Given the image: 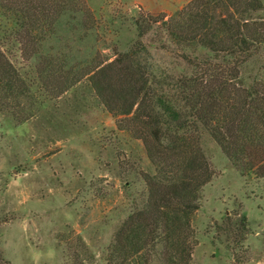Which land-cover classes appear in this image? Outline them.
<instances>
[{
  "label": "rangeland",
  "instance_id": "obj_1",
  "mask_svg": "<svg viewBox=\"0 0 264 264\" xmlns=\"http://www.w3.org/2000/svg\"><path fill=\"white\" fill-rule=\"evenodd\" d=\"M84 1L93 19L66 11L42 43L44 52L64 51L75 71L138 43L141 61L157 73L190 72L186 54L213 56L176 44L160 23L138 35L142 14L167 19L189 0ZM1 12L0 35L13 24ZM253 17L264 20V9ZM12 44L7 52L31 84L17 108L31 115L18 124L0 111V248L10 264H122L108 255L121 224L148 196L143 173L155 166L145 145L119 127L87 77L57 97L27 66L35 59L26 61ZM242 77L264 79V46L243 65ZM203 146L215 173L193 218L191 264H264V177L237 169L207 133Z\"/></svg>",
  "mask_w": 264,
  "mask_h": 264
},
{
  "label": "trees",
  "instance_id": "obj_2",
  "mask_svg": "<svg viewBox=\"0 0 264 264\" xmlns=\"http://www.w3.org/2000/svg\"><path fill=\"white\" fill-rule=\"evenodd\" d=\"M261 9L264 0H189L167 19L142 14L139 37L160 23L176 44L213 54H186L190 72L169 75L141 61L142 43L75 71L64 51L44 52L42 43L66 11L93 19L84 0H0L13 23L0 35V111H10L18 124L31 115L20 116L16 104L31 94V84L7 52L14 41L26 61L35 59L27 66L42 87L57 97L87 77L119 127L143 141L155 166L153 174L143 173L148 196L117 230L109 261L191 264L193 218L215 173L203 146L206 133L237 169L264 177V79L242 77L243 65L264 46V20L253 17ZM0 264H10L1 248Z\"/></svg>",
  "mask_w": 264,
  "mask_h": 264
}]
</instances>
